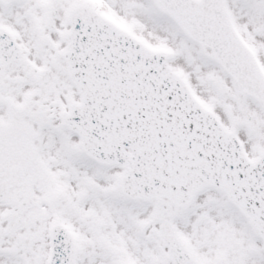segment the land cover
<instances>
[{"label": "snow or ice", "instance_id": "6c2138e0", "mask_svg": "<svg viewBox=\"0 0 264 264\" xmlns=\"http://www.w3.org/2000/svg\"><path fill=\"white\" fill-rule=\"evenodd\" d=\"M0 264H264V0H0Z\"/></svg>", "mask_w": 264, "mask_h": 264}]
</instances>
